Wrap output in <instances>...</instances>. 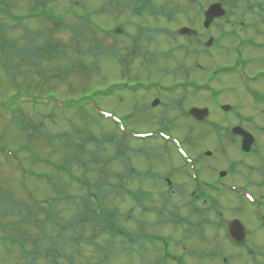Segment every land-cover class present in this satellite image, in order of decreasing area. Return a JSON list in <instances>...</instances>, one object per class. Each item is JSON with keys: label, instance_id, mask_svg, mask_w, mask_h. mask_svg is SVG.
Returning a JSON list of instances; mask_svg holds the SVG:
<instances>
[{"label": "rangeland", "instance_id": "374dc122", "mask_svg": "<svg viewBox=\"0 0 264 264\" xmlns=\"http://www.w3.org/2000/svg\"><path fill=\"white\" fill-rule=\"evenodd\" d=\"M0 1L6 8V14L10 13L16 18H21L31 9L37 7L36 5L49 0ZM133 1L131 0V3ZM219 1L221 0H205V5ZM137 2L139 4L132 5L128 2L125 4L143 7L140 4L142 0H137ZM151 5L158 14L153 16L150 24L147 23L148 26L162 27L170 34H159V32L152 31L139 33L138 29L144 22L123 15L120 10L111 9L104 0H54L49 2V6L57 15L65 16L64 13H67L71 6L78 11L80 16L93 22V25H89L91 30H88L84 22L76 18L74 11H71L70 15L64 17V21L68 25L78 27L79 30L54 34L51 44L41 39L44 38L47 28H51L54 26L53 24L47 22L45 24L32 19L11 22L6 16L0 15L2 24L0 25V43L3 41L1 36L9 42V55L15 50V40L18 41L19 48L30 50L35 45L36 50L39 51L36 52L35 57H31L26 51L25 55L21 53L13 57L9 75L0 58V201L5 204L9 201L12 203L23 202L27 206L25 209L20 208L18 212L20 214L16 218L11 215L9 204L5 209L0 208L2 212L5 211V217L0 216V264H54L46 262L47 260L41 256L42 252L39 250L37 255H28L22 252L19 246L20 242L16 243L17 246L11 245L12 239L18 240L19 235H22L20 232L24 233L25 237L23 236V238L28 241V249L36 246L33 242L41 243V249L45 250L44 256L49 255L48 249L51 250L55 258L49 255L50 260L59 264H222L218 254L232 252L230 245L212 228H203V232L197 233V237H195L193 234L184 232L182 228H174L165 224L155 231L162 234V237H158L152 231L153 226L147 229L144 224L139 226L136 220L141 217L140 212L134 209L132 202L123 201L124 193L118 189L120 177L116 176L112 179V176L105 172L106 169L114 172L129 169L125 167L123 159L113 160L118 157V146L109 139L119 137V128L131 132L150 131L157 127L161 122L159 120L163 118L176 119L179 122L185 120L189 126L194 127L191 122L186 120L185 113L181 119L179 115H175L177 113L174 109H166L162 106L148 107L150 102L157 98L156 93L149 96L148 93L140 90L129 92L124 87H120L121 85L161 80L164 84L172 86L183 85L189 79L194 82V85L188 87L190 91L182 100L184 108L187 110L190 107L205 104L211 111L213 122L225 126L233 123L231 117L221 115L213 104L196 99L207 98L205 93H199L197 97H193L196 95V87L200 83L208 84L211 79L216 83L212 84L214 89L209 92L221 93L222 101L233 100V93L237 92L232 82L224 78L220 71V67L229 62V52L225 50L227 46L222 40L221 30L218 29L223 24L218 22L219 24L214 25L206 36H202L203 40L212 36L216 40L212 49L204 51L205 47L201 50L188 45L190 42L186 38L178 35L171 36V34H176L182 26L201 31L199 27L201 18L199 12L197 13V8L183 4L182 0H151ZM128 19L131 20L130 25L132 26L126 29L124 26ZM241 20L249 21L247 16ZM114 27L125 28L124 35L115 39L111 35L105 34V32L108 34L109 28L113 29ZM134 37H136L137 43L132 40ZM47 45L49 48H57L55 51H59L63 47L67 48V56L54 59L51 62L45 60L46 56L42 57L40 51ZM184 45L188 46L183 49ZM77 50L88 51V54L83 58H77V54L74 53ZM105 53L107 54L105 55ZM114 53L116 56H113ZM19 56L28 59L27 62L22 61ZM17 64H21V66L17 68ZM66 68L73 69L71 76H65L63 80L52 78L55 77L54 75L58 77L61 70ZM258 68L251 67L249 71L253 72ZM69 84L73 90H70ZM83 89L89 98H86L80 105L92 115L89 123L77 118L72 111H65L64 114L59 110L61 120L71 122L74 118L75 125L70 128L56 114L57 123H51L47 118L44 130L50 135L67 132L72 136L76 130L80 129L79 133L75 132V136H80L75 139L76 143L80 144L82 139L86 140L92 137L93 142H83L81 147L68 148L59 141L50 145L46 137L32 139L34 141H31L30 144L34 147L35 157L49 158L47 163L35 161L28 153L17 152L18 146L24 144L26 138H29L28 136L32 135L36 129L32 124L38 125L42 120V115L47 117L50 112L46 109L35 112L28 106L21 108L20 113L27 117L31 123L30 127L28 126L29 129L22 131L11 122L9 112H5V108H9L11 93L55 94L61 100L60 104L63 107L68 99L66 96L68 92L74 91L78 94ZM97 91L105 93L106 96H96L95 92ZM162 96L167 97V95ZM181 96L182 94L179 93L168 101L174 103V106L178 105ZM146 97L148 100L144 103ZM106 111L117 118H122L125 125L118 127L113 120L108 121L103 115ZM183 129L184 126H176V133L179 137H186L187 131ZM191 136L198 141L203 138L207 140L206 144L195 148L196 154L210 149L218 152L219 155L215 160L204 157L202 162V176L204 178L211 177L213 180L214 176L229 164V145L221 144L215 139L214 133L202 131L198 137L194 134ZM129 143L128 151L123 152L128 157L129 165L131 164L130 166L139 173L145 174L139 179L145 187H149L150 183L155 181L146 174L151 170L171 174V181H180L179 178L182 176L179 171H175V164L178 160L174 155L170 156L166 153L162 143L143 144L134 140ZM80 148L82 151L89 149V154L84 156L79 151ZM188 149L191 154L196 156L192 146ZM199 149L200 151H198ZM9 150H12V157H9ZM76 153L81 164L93 157L94 162L90 164L91 172H85L84 167L77 162L70 164ZM159 156L167 159L159 158ZM65 161L69 162V167ZM18 162L21 164L19 171L17 169ZM95 169L100 171H94ZM101 171H103L102 175ZM254 175L260 176L261 174ZM97 178L103 185L106 183L108 192L105 186H94L91 194L89 193L88 187L93 186L94 181H96L95 184H99ZM183 179L185 180L184 177ZM83 180H88V182L84 183ZM125 188H131L134 191L133 185L126 184ZM60 198L63 200L55 203ZM229 198L227 205L232 204L241 208V203L236 198L232 196ZM45 200L47 202L43 203L41 211L37 214L41 224L28 223L27 220L21 219V217L31 214L27 211L28 206L32 207ZM53 204L55 205L51 208L50 206ZM209 206L210 203L203 204L201 208L204 210ZM43 207L49 212L57 214V219L64 223L62 228L67 227L70 220L83 215L86 218L102 217L101 224L105 228H112L116 231L114 226H117L119 231L104 234V231H101V224L95 223L90 226L86 222L82 232L79 221H75L71 225L72 230L63 231L59 226L55 227L47 222ZM234 213L235 211L226 213V218L232 217ZM181 214L199 222V219L187 207L182 209ZM148 218L152 223V216H148ZM205 218L212 219L208 214ZM206 231L213 232V234L206 235ZM60 234L66 240H58L57 244L53 240L49 241L50 238H56ZM15 235L17 237L12 238ZM60 253L67 254L68 262L66 257L59 259Z\"/></svg>", "mask_w": 264, "mask_h": 264}, {"label": "flooded vegetation", "instance_id": "af4514ba", "mask_svg": "<svg viewBox=\"0 0 264 264\" xmlns=\"http://www.w3.org/2000/svg\"><path fill=\"white\" fill-rule=\"evenodd\" d=\"M125 2L131 4V0H124V4ZM223 2L222 4L226 10L229 9L231 16L228 21L222 23V27L218 28L221 30L222 40L227 46L225 50L229 52V62L222 65L220 71L224 78L232 82L237 92L233 93L231 101H222L221 93H217L215 99L214 96H211L213 101L206 103L213 104L221 115L231 117L233 123L225 126L213 122L211 111L204 122H196L189 116V110L192 107L186 110L181 101L175 106L174 103L168 101L174 96L172 93L158 88L143 91L149 96L153 93L158 95L150 102L149 106L147 105L148 107L162 106L166 109H174L177 113L175 115H179L181 119L185 113L186 120L196 127L189 126L185 120L179 122V120L169 118L160 119L161 122L157 126L160 127L157 129H162L175 137L178 136L176 126H184L183 130L187 131V135L179 139L192 157L193 170L177 156L171 145L162 144L166 153L170 156L174 155L178 160L175 164V171H179L181 174L180 181H171V174L151 170L146 174L155 181L151 182L149 187H145L139 181L145 174L134 169L133 181H125L123 177L121 183L124 187L126 184L133 185L134 191L131 188L124 190L134 192L135 197L149 206L152 223L149 219L144 223L139 219L137 223L139 226L144 224L146 229L153 226L152 231L158 237H162V234L155 231L165 224L174 228H182L184 232L193 234L195 237H197V233L203 232V228H212L222 236L232 250L230 254H218L222 264H241V262L242 264H264V0H223ZM113 3L114 0L111 1V9L114 6ZM130 4H125L120 11L125 16L139 19L145 23L138 29L139 33L152 31L159 32V34H170L162 27L148 26L147 23L150 24L153 16L158 14L152 5L136 7ZM244 14L249 21L241 20ZM130 24L131 20L128 19L124 27L128 29L132 26ZM205 34L202 32V36ZM173 35L171 34V36ZM132 40L137 43L136 37ZM251 67L259 68L252 72L249 71ZM162 95H167V97L164 98ZM147 100L146 97L144 103ZM155 100H158L159 104L153 106L152 103ZM226 105L231 106L232 110L223 111V106ZM197 107L208 108L205 104ZM237 128H242L249 134L245 135L247 140L253 138V143L249 146L248 151L243 149L245 138L243 134L233 133V130ZM198 130L214 133L216 140L221 144L229 145V164L217 173L213 180L211 177L204 178L202 176V162L204 157L215 160L219 154L211 149L195 153L196 147L203 146L207 142L205 138L201 141L192 138V134L198 137ZM190 146L196 156L189 151L188 147ZM159 158L167 159L162 156ZM194 173L198 176L197 180L192 177ZM231 196L241 203V208L232 204L227 205V200ZM124 198L129 200L125 192ZM208 203L210 206L202 210L201 206ZM184 207L189 208L199 219V222L193 221L189 216H183L181 212ZM143 211L140 209L139 212ZM231 211H235V213L227 219L226 213L229 214ZM207 214L211 215L212 219L205 218ZM205 234L212 235L213 232L206 231ZM259 236L263 238L259 239Z\"/></svg>", "mask_w": 264, "mask_h": 264}, {"label": "trees", "instance_id": "16d2710c", "mask_svg": "<svg viewBox=\"0 0 264 264\" xmlns=\"http://www.w3.org/2000/svg\"><path fill=\"white\" fill-rule=\"evenodd\" d=\"M46 4H47V2H44L43 4L41 3V4H38L36 6L38 7V6L42 5V7L46 8ZM47 43L51 44L50 40ZM50 48H52V49H50ZM50 48L47 45V47L44 46L41 49L42 51H40L42 56H44V55L46 56V57H44L45 60H47L49 62L53 61L55 58H59L58 52L55 51V50H57V48H53V47H50ZM53 49H54V51H53ZM87 54H88L87 51L84 52V56H86ZM35 56L36 55H34L33 57H35ZM21 60L24 61V62H27V59L24 58V57H22ZM7 64H8V67H9V63H7ZM20 66H21V64H17L16 65L17 68L20 67ZM43 73L46 75L45 72H43ZM72 74H73V69H65L63 71L61 70V73H60V75L58 77L56 75H54L55 77H52V78H54V79L59 78V80H63L65 76H68V75L71 76ZM69 88H70V90H73V87L70 84H69ZM75 93L76 92H74V91H70V92H68L66 94V96L68 98L66 100V102H65L66 105H67V109L69 111L72 110V112H74L75 115L77 116V118H80V120L84 121L85 123H89L88 121L91 119L92 115L85 109V107L80 105L81 103H83L86 100V98H89V97H87L85 89L80 91L78 94L77 93L75 94ZM96 95H102V93H97ZM55 97H56L55 94H50V95H48V94H25V93H19L18 92L16 94V96H14L13 98H10V100H9V114H10V117H11V122H13L22 131H26L27 129H29V127H30L29 124L31 125V123H30V121L28 120L27 117L23 116L20 113V111H22L21 108H23L24 106L31 105L32 108H34V109H42V108H44V109L49 111V109L47 108L48 107L47 102H49L51 99H53ZM56 98H58V97H56ZM28 101H32L33 103L28 102ZM49 116L51 118H54V114H50ZM45 118H49V117L43 116V118H42L43 120H41L38 125L32 124V126L34 125L36 129L34 130L32 135L28 136L29 138H26V142L23 145H20L17 148V150H18L17 152L18 153L30 152L31 154H34L33 153V148L31 146L30 142L34 141L32 139H37L38 137L40 138V137H43V136H45L46 139L48 138L47 140H48V143L50 145L53 144L54 141L60 140L62 145L63 146L65 145L68 148L69 147H73V148L81 147V143H83V142H89L90 143V142L94 141V139H91V138L86 139V140L82 139L83 141H81L80 144H77L76 141H75V137H80V136H75V132L79 133L80 129L76 130L73 133L72 136L69 135L68 133H65V132L60 134V135H57V136H51V135L47 134L45 132V130H44L45 127H46V124L44 122ZM72 121L75 122V119L73 118ZM72 126H74V125H72ZM79 151L82 152L84 156H87L89 154V149L86 150V151H82L81 148H80ZM72 158L73 159L70 161V163L77 162L80 166L84 167L85 172H91L92 169H90V164L92 162H94L93 157H91V159H89L87 162H84V164H81L80 158L78 159V157H77V153L74 154V156ZM66 164H69V162L66 161ZM19 166H21V165L19 164ZM94 171L98 172L100 170L99 169H95ZM101 172H103V171H101ZM116 176H118V175L115 174V173H112V178H115ZM99 178H97V180ZM83 182L87 183L88 180H83ZM99 185H102V182L99 181ZM91 189H92V186H89L88 187V191H89L90 194H91ZM41 203H44V202H41ZM7 204H9V210L12 211L11 215L14 216L15 218L17 216H19L20 213H18V212H19L20 208L25 209L27 207L23 202L22 203L21 202L20 203H14V202L12 203V202L9 201V203H7ZM7 204H5L4 202L0 201V208L3 207L5 209L6 207H8ZM87 208H89L88 205H87ZM27 211L31 212V214L30 215L27 214V216H25V217H21L20 216L22 220H25V221L27 220L28 223L35 222L37 225L41 224V221L37 218V214L41 211L40 204H34L32 207L28 206V210ZM4 213H5V211L2 212L0 210V216L5 217ZM45 213H47V211H45ZM84 219H86V218H84ZM84 219H82V220H84ZM82 220H81V222H82ZM88 220H89V222L91 224H95L97 222H101L102 221V217H100V218H88ZM40 228L42 229V227H40ZM42 230H44V228ZM17 233H16V235H18ZM20 234H22V235H19L18 240L12 239L13 242L11 243V245L17 246L16 243L20 242L19 246L21 247V250H22V252L24 254L37 255L38 254V250H39V251L42 252L41 256L45 260H47L46 262L59 264L58 262H56L54 260H50L51 259L50 256L55 258L53 256L51 250H49V249L47 250V251H49L48 254L50 256L49 255L44 256V251L45 250L41 249L42 248L40 246L41 243H37L36 244L35 242H33V244H35L36 246L34 248H32V249H28L27 248V245H28L27 242L28 241H26L23 238L24 233L20 232ZM16 235H15V237H12V238H16L17 237ZM59 239H60V236H57L56 238H50V241L53 240L57 244V241ZM59 257H60L59 259L66 257V260H67V254L64 255V254L60 253ZM57 261H58V259H57ZM67 262H68V260H67Z\"/></svg>", "mask_w": 264, "mask_h": 264}, {"label": "water", "instance_id": "95a60500", "mask_svg": "<svg viewBox=\"0 0 264 264\" xmlns=\"http://www.w3.org/2000/svg\"><path fill=\"white\" fill-rule=\"evenodd\" d=\"M220 14L221 15L223 14V11L221 10L220 5H212L205 14V16H206L205 26L208 28L210 26V24L214 21V19H216L218 16H220ZM179 33L182 35H192L195 32L191 31L190 29H182ZM196 112H198V111H193L191 113L193 115L197 116Z\"/></svg>", "mask_w": 264, "mask_h": 264}, {"label": "bare ground", "instance_id": "6f19581e", "mask_svg": "<svg viewBox=\"0 0 264 264\" xmlns=\"http://www.w3.org/2000/svg\"><path fill=\"white\" fill-rule=\"evenodd\" d=\"M201 134H202V131L198 130L197 135H201ZM258 238L261 239L263 237L259 236Z\"/></svg>", "mask_w": 264, "mask_h": 264}]
</instances>
